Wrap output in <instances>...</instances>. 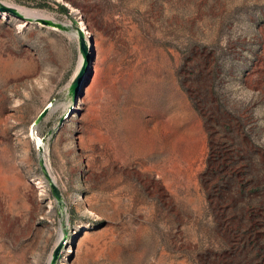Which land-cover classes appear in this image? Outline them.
<instances>
[{
	"label": "rangeland",
	"instance_id": "obj_1",
	"mask_svg": "<svg viewBox=\"0 0 264 264\" xmlns=\"http://www.w3.org/2000/svg\"><path fill=\"white\" fill-rule=\"evenodd\" d=\"M0 1V264H264V0Z\"/></svg>",
	"mask_w": 264,
	"mask_h": 264
},
{
	"label": "water",
	"instance_id": "obj_2",
	"mask_svg": "<svg viewBox=\"0 0 264 264\" xmlns=\"http://www.w3.org/2000/svg\"><path fill=\"white\" fill-rule=\"evenodd\" d=\"M0 9L8 11L12 14H15V15L19 16L20 18H23V15L18 13L13 7L6 6L1 1H0ZM28 21H29V23L30 22H36V23L40 22L41 24H43L45 26L56 27L59 30H64V31L69 30L68 26H66L60 22H54V21L49 20V19L36 18V19H28ZM75 32H76L77 39H78L79 51L82 54V63H81V67H80L79 71L75 74V76L71 80V83L68 87V92L74 101L76 100V98L79 95L83 94V89L86 86L85 83L87 82V78H88V74H89L88 69L91 66V63L93 62V60L95 58V50L93 47V38L91 36L86 37V33H85L84 29H82L79 26L75 27ZM83 80H84V82H83ZM48 111H49V107L45 106L39 112L37 117L34 119L33 125L34 126L38 125L40 123V121L43 120V118L46 116ZM38 149L39 150L42 149V146H40ZM39 163L42 166L44 175L49 182V185L51 187V192H52L54 198L60 202L61 198H62L61 192H60L59 188L57 187V185L55 184V182H53L51 175L49 174L48 170L46 169L42 158L39 160ZM60 250H61V245L59 244L54 248V250L52 252V256H51L48 264H55Z\"/></svg>",
	"mask_w": 264,
	"mask_h": 264
},
{
	"label": "bare ground",
	"instance_id": "obj_3",
	"mask_svg": "<svg viewBox=\"0 0 264 264\" xmlns=\"http://www.w3.org/2000/svg\"><path fill=\"white\" fill-rule=\"evenodd\" d=\"M5 5L9 6V7H13L18 13L23 15V18H20L19 16L11 13L15 17H17L18 19L22 20L24 23H29L28 19H36V18H44V19H49V20H52L54 22H57V20L53 16L47 15V14L42 13V12L30 10V9H27V8H20V7L12 6V5H9V4H5ZM38 23L41 24L40 22H38ZM41 25H43V24H41ZM49 28L57 29L56 27H49ZM86 37H87V34H86ZM33 140L35 141L36 149L39 148L40 146H42L43 152H44L43 155H44V158H45V161H46V165L49 167V165L47 163V160H46V157H45V145H44L43 141L41 140V138H38V137H35V136H34ZM49 174H50V172H49ZM51 178H52L53 182H55V179H54L53 175L51 176ZM61 235L62 234H60V236Z\"/></svg>",
	"mask_w": 264,
	"mask_h": 264
},
{
	"label": "trees",
	"instance_id": "obj_4",
	"mask_svg": "<svg viewBox=\"0 0 264 264\" xmlns=\"http://www.w3.org/2000/svg\"><path fill=\"white\" fill-rule=\"evenodd\" d=\"M61 9H64L66 11V8L64 6H61ZM74 25H77L76 21H72Z\"/></svg>",
	"mask_w": 264,
	"mask_h": 264
}]
</instances>
